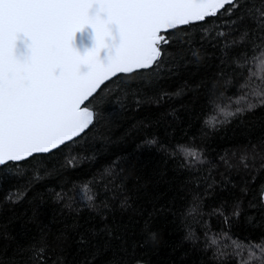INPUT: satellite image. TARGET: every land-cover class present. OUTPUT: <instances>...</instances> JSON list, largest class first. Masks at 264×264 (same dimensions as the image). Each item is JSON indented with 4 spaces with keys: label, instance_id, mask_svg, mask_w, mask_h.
I'll list each match as a JSON object with an SVG mask.
<instances>
[{
    "label": "trees",
    "instance_id": "obj_1",
    "mask_svg": "<svg viewBox=\"0 0 264 264\" xmlns=\"http://www.w3.org/2000/svg\"><path fill=\"white\" fill-rule=\"evenodd\" d=\"M235 18L172 33L158 75L107 83L90 130L0 166V264H236L215 255L232 251L229 237L264 241V106L205 124L224 121L216 105L234 110L228 98L254 67H237L251 46L231 43L252 21L217 35ZM176 145L199 149L202 162Z\"/></svg>",
    "mask_w": 264,
    "mask_h": 264
},
{
    "label": "snow or ice",
    "instance_id": "obj_2",
    "mask_svg": "<svg viewBox=\"0 0 264 264\" xmlns=\"http://www.w3.org/2000/svg\"><path fill=\"white\" fill-rule=\"evenodd\" d=\"M234 15L217 24V35H227L223 27L231 31L252 21L254 27L245 26L239 41L231 43L251 46L253 55L242 54L237 67H254H247L240 94L228 98L234 110L215 106L224 121L205 119L213 127L264 106V0H0V166H16L73 142L95 125L93 105L107 83L125 76L140 79L148 72L158 75L165 58H171L165 46L172 42V33ZM86 28L92 30L93 43L81 52L76 34ZM175 147L186 160L202 162L199 149ZM233 214L239 215L238 206ZM228 239L232 251L218 248V259L230 256L236 264H264V241ZM216 244L215 238L209 241Z\"/></svg>",
    "mask_w": 264,
    "mask_h": 264
},
{
    "label": "water",
    "instance_id": "obj_3",
    "mask_svg": "<svg viewBox=\"0 0 264 264\" xmlns=\"http://www.w3.org/2000/svg\"><path fill=\"white\" fill-rule=\"evenodd\" d=\"M92 35V30L90 28H86L82 32L76 34L75 44L81 52L92 46ZM105 55L106 51H102L101 56L104 57Z\"/></svg>",
    "mask_w": 264,
    "mask_h": 264
}]
</instances>
